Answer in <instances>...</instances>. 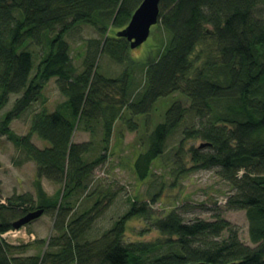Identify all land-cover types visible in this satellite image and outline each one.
I'll use <instances>...</instances> for the list:
<instances>
[{"label":"trees","instance_id":"obj_1","mask_svg":"<svg viewBox=\"0 0 264 264\" xmlns=\"http://www.w3.org/2000/svg\"><path fill=\"white\" fill-rule=\"evenodd\" d=\"M142 1L0 0V108L11 95L18 96L0 131L35 160L40 192L42 178L64 186L60 203L59 197L48 198L36 206L31 194H23L0 204V264H264V17L255 14L264 0H161L158 23L169 38L158 57L145 62L142 85L128 80L130 71L120 79L98 71L102 55L118 63L130 61V42L117 34L103 43L90 40L84 71L77 74L67 34L81 24L92 25L101 34L110 28L119 32ZM31 44L42 49L37 65ZM132 64L134 68L138 63ZM53 78L67 97L64 105L35 113L29 133L15 134L11 123L37 101ZM106 88L119 94L114 96ZM176 92L191 104L187 108L175 101L154 128L148 148L135 162L139 179L148 177L153 162L186 123L178 153L186 139L203 141L190 147L192 160L199 169L218 167L219 176L234 188L223 206L246 210L254 246L245 244L239 229L220 215L211 221H187L172 210L155 218L147 202H133L96 246L80 245L76 239L93 216L88 211L75 217L72 200L86 186L92 170L107 160L116 121L127 110L135 116L149 114L157 100ZM190 114L197 123L187 126ZM96 119L102 120L105 152L88 162L85 155L91 143H75L74 134L83 121ZM34 135L49 146H35ZM14 201L31 206L17 210ZM39 208L45 209L44 214L55 210L54 229L63 234L55 238L60 242L52 243L60 248L42 257L22 258L17 255L22 246L1 235ZM139 216L151 220L164 238L124 243L127 221Z\"/></svg>","mask_w":264,"mask_h":264},{"label":"rangeland","instance_id":"obj_2","mask_svg":"<svg viewBox=\"0 0 264 264\" xmlns=\"http://www.w3.org/2000/svg\"><path fill=\"white\" fill-rule=\"evenodd\" d=\"M255 14L264 17V1L258 4ZM117 33V30L110 28L107 34H101L96 27L81 24L67 34L66 39L71 46L72 62L77 74L84 71V58L90 40L99 39L103 43L108 36ZM168 38L167 32L161 23H158L152 27L151 35L144 44L131 49L129 62L118 63L109 56L102 55L97 60L98 71L108 78L115 79L122 78L125 72L130 71L131 78L128 77V80L132 81L133 78L139 87L144 83L145 62L148 58L158 57ZM30 49L35 53L37 65L42 49L32 44ZM133 61L138 63L134 68ZM105 91L114 96L119 94L117 89L113 88H106ZM17 97L11 95L9 102L0 108V124L6 113L13 108ZM66 100L67 97L58 88L57 79L53 78L45 86L37 101L11 123L12 131L19 136L27 135L35 113L44 108L50 112L55 111L64 105ZM175 101L181 102L187 108L191 104L187 96L176 92L157 100L149 114L135 116L127 110L116 121L109 149L106 151L107 160L92 170L87 180L85 179L86 186L81 188L72 200L75 217L88 211L89 216H93L85 231L76 239L80 245L87 242L96 246L114 227L117 220L130 209L133 202L138 204L147 202L155 218L163 217L172 210L181 212L187 221L195 218L211 221L216 215H220L239 229L240 238L245 244L254 246L249 236L246 210H235L219 204L222 198L234 192V188L219 176L218 167L199 169L192 160L190 147H198L203 141L195 138L186 139L183 151L178 153L186 123L170 138L165 153L153 162L148 177L139 179L135 170L136 159L148 148L151 133L164 121L166 112ZM186 122L187 126H191L197 123V120L190 114ZM134 124L138 125L137 129H131ZM102 139L103 125L100 119L83 121L74 134L75 143H91V150L85 155L88 162L105 152ZM31 142L40 149L49 146L37 135L31 138ZM37 181L35 160L23 147L18 146L8 135L0 131V204L7 205L15 196L31 194L34 198L33 204L40 206L46 203L48 198L57 199L64 189L62 184L42 178L40 192ZM98 201L99 205L96 206ZM58 202H61V197ZM14 203L17 210L31 206V203L24 206L17 205V201ZM55 216V210H50L22 228L24 238L13 237L10 234L5 240L22 246L17 252L22 258L42 257L47 252L58 251L60 247L53 246L52 242L53 240L55 243L60 242L55 238L63 232L54 229ZM75 217L72 216L71 220ZM158 238H164V235L151 226V220L141 216L127 221L122 236L126 244L154 242Z\"/></svg>","mask_w":264,"mask_h":264},{"label":"water","instance_id":"obj_3","mask_svg":"<svg viewBox=\"0 0 264 264\" xmlns=\"http://www.w3.org/2000/svg\"><path fill=\"white\" fill-rule=\"evenodd\" d=\"M161 0H143L134 12L128 25L117 33L118 37L126 38L132 49L144 44L151 35V29L160 20ZM45 212L44 208L31 211L13 223L14 229H21L40 218ZM187 264H209L206 262H191Z\"/></svg>","mask_w":264,"mask_h":264},{"label":"built area","instance_id":"obj_4","mask_svg":"<svg viewBox=\"0 0 264 264\" xmlns=\"http://www.w3.org/2000/svg\"><path fill=\"white\" fill-rule=\"evenodd\" d=\"M226 202H227V199L226 198H222L221 200H220V202H219V204L221 205H224V204H226ZM22 228L21 229H13V230H10V232H7V233H5V234H2L1 235V237L2 238H4V239H6V236L7 235H10V234H12V236L13 237H23L24 238V236H23V234H22ZM34 239V238H33Z\"/></svg>","mask_w":264,"mask_h":264}]
</instances>
